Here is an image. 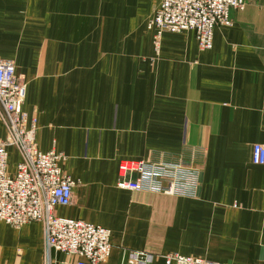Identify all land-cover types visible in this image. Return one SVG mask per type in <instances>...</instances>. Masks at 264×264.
Instances as JSON below:
<instances>
[{
    "label": "crops",
    "instance_id": "crops-1",
    "mask_svg": "<svg viewBox=\"0 0 264 264\" xmlns=\"http://www.w3.org/2000/svg\"><path fill=\"white\" fill-rule=\"evenodd\" d=\"M160 2L0 0V59L27 82L40 149L63 152L79 181L56 212L111 229L105 264H167L168 252L264 264V165L252 160L264 143V0L231 9L211 49L192 30L165 32L157 49L148 21ZM123 160L191 165L196 192L121 188ZM77 260L54 252L52 264ZM0 264H46L43 223L0 220Z\"/></svg>",
    "mask_w": 264,
    "mask_h": 264
},
{
    "label": "built area",
    "instance_id": "built-area-1",
    "mask_svg": "<svg viewBox=\"0 0 264 264\" xmlns=\"http://www.w3.org/2000/svg\"><path fill=\"white\" fill-rule=\"evenodd\" d=\"M246 6V0H161L148 28L155 30L157 49L165 32L187 30L194 31L201 49H210L215 28L232 25L230 10L242 11ZM26 91L27 82L14 61L0 59V121L6 129L0 137V220L17 228L42 222L46 264L53 263L54 252L76 255L75 264H105L113 247L111 229L56 212L57 207L73 203L79 181L64 170L63 152L40 149L37 118L23 108ZM11 147L19 155L14 170H10ZM252 160L264 165V143L253 145ZM119 169L121 188L167 194L196 192L199 171L191 165L123 160ZM162 257L167 264H221L177 252Z\"/></svg>",
    "mask_w": 264,
    "mask_h": 264
},
{
    "label": "rangeland",
    "instance_id": "rangeland-1",
    "mask_svg": "<svg viewBox=\"0 0 264 264\" xmlns=\"http://www.w3.org/2000/svg\"><path fill=\"white\" fill-rule=\"evenodd\" d=\"M247 1V0H246ZM174 33V32H173ZM214 33H215V30H214ZM213 45H214V40H213ZM211 49V48H210ZM17 158V157H16ZM17 160L16 159H14L13 157H12V159L10 160V170H11V167L14 165V166H16V164H15V162H16ZM169 253V252H168ZM178 253V252H177ZM183 255V254H182ZM187 256H191V255H187ZM194 257H199V256H194ZM202 258V257H201ZM206 259V258H205Z\"/></svg>",
    "mask_w": 264,
    "mask_h": 264
}]
</instances>
